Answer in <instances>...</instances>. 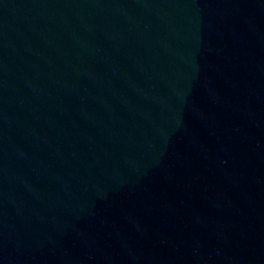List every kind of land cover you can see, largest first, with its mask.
Instances as JSON below:
<instances>
[{
	"label": "water",
	"instance_id": "95a60500",
	"mask_svg": "<svg viewBox=\"0 0 264 264\" xmlns=\"http://www.w3.org/2000/svg\"><path fill=\"white\" fill-rule=\"evenodd\" d=\"M0 264H264V0H0Z\"/></svg>",
	"mask_w": 264,
	"mask_h": 264
}]
</instances>
